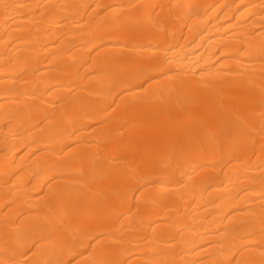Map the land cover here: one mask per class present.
I'll return each mask as SVG.
<instances>
[{"label":"bare ground","instance_id":"obj_1","mask_svg":"<svg viewBox=\"0 0 264 264\" xmlns=\"http://www.w3.org/2000/svg\"><path fill=\"white\" fill-rule=\"evenodd\" d=\"M0 264H264V0H0Z\"/></svg>","mask_w":264,"mask_h":264}]
</instances>
